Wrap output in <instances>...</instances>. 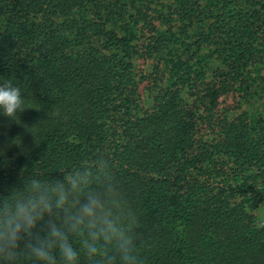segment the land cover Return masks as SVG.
<instances>
[{"label": "trees", "instance_id": "1", "mask_svg": "<svg viewBox=\"0 0 264 264\" xmlns=\"http://www.w3.org/2000/svg\"><path fill=\"white\" fill-rule=\"evenodd\" d=\"M6 80L0 196L104 152L145 264H264V0H0Z\"/></svg>", "mask_w": 264, "mask_h": 264}, {"label": "clouds", "instance_id": "2", "mask_svg": "<svg viewBox=\"0 0 264 264\" xmlns=\"http://www.w3.org/2000/svg\"><path fill=\"white\" fill-rule=\"evenodd\" d=\"M21 89L0 83V115L23 112ZM61 178H22L0 196V264H145L139 218L128 206L104 152ZM264 228V219L256 224ZM79 241V247L74 246Z\"/></svg>", "mask_w": 264, "mask_h": 264}, {"label": "rangeland", "instance_id": "3", "mask_svg": "<svg viewBox=\"0 0 264 264\" xmlns=\"http://www.w3.org/2000/svg\"><path fill=\"white\" fill-rule=\"evenodd\" d=\"M227 101H229V99H228ZM256 214H257V216H259V217H263V216H264V205H261V206L257 209Z\"/></svg>", "mask_w": 264, "mask_h": 264}]
</instances>
